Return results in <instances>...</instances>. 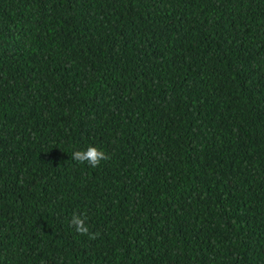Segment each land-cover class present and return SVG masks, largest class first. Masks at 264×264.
Segmentation results:
<instances>
[{
    "label": "trees",
    "instance_id": "1",
    "mask_svg": "<svg viewBox=\"0 0 264 264\" xmlns=\"http://www.w3.org/2000/svg\"><path fill=\"white\" fill-rule=\"evenodd\" d=\"M0 264H264V0H0Z\"/></svg>",
    "mask_w": 264,
    "mask_h": 264
},
{
    "label": "clouds",
    "instance_id": "2",
    "mask_svg": "<svg viewBox=\"0 0 264 264\" xmlns=\"http://www.w3.org/2000/svg\"><path fill=\"white\" fill-rule=\"evenodd\" d=\"M109 158V155L105 151L95 146H89L87 150H80L72 153V159L80 163L87 162L93 168L98 167L101 161H106ZM71 224L76 227L78 232L82 234H89V229L80 216H73Z\"/></svg>",
    "mask_w": 264,
    "mask_h": 264
}]
</instances>
